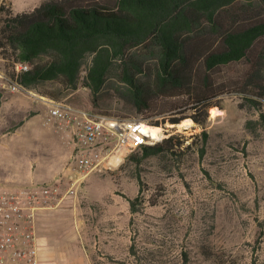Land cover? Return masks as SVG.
Instances as JSON below:
<instances>
[{
    "label": "rangeland",
    "instance_id": "rangeland-1",
    "mask_svg": "<svg viewBox=\"0 0 264 264\" xmlns=\"http://www.w3.org/2000/svg\"><path fill=\"white\" fill-rule=\"evenodd\" d=\"M41 2L0 0V5L19 14ZM6 53L0 49V56L12 61L11 51ZM89 61L73 91H64L59 82L29 88L87 106ZM251 73L242 61L208 77V95L215 98L202 126L191 119L195 102L187 95L155 98V116L145 121H157L156 127L177 138L176 155L131 153L140 164L127 158L116 170L93 173L75 200L39 213L40 264H264V123L259 117L264 99L260 110L247 100L253 96L246 85ZM260 77L264 81V62ZM116 86L107 82L99 100L114 114L141 119L123 109ZM48 92L62 95L54 99ZM44 115V107L25 96L0 99V185L35 186L66 176L71 147L63 133L42 124ZM172 117L193 125L178 128L168 122Z\"/></svg>",
    "mask_w": 264,
    "mask_h": 264
},
{
    "label": "trees",
    "instance_id": "trees-1",
    "mask_svg": "<svg viewBox=\"0 0 264 264\" xmlns=\"http://www.w3.org/2000/svg\"><path fill=\"white\" fill-rule=\"evenodd\" d=\"M0 49L5 55L10 50L13 61L30 65L22 75L24 86L59 82L66 92L76 89L90 59L84 83L88 105L70 103L118 118L130 119L99 100L109 81L117 85L123 109L141 115L142 121L155 116V98L183 93L195 102L192 121L202 126L215 98L208 95V77L242 61L252 72L246 85L253 96L247 100L260 110L259 99H264V0H42L19 14L0 5ZM46 94L59 99L62 92ZM168 122L176 126L180 119ZM179 145L170 135L135 152L143 158L176 155ZM135 156L128 159L140 164ZM128 202L133 207L136 199Z\"/></svg>",
    "mask_w": 264,
    "mask_h": 264
},
{
    "label": "built area",
    "instance_id": "built-area-1",
    "mask_svg": "<svg viewBox=\"0 0 264 264\" xmlns=\"http://www.w3.org/2000/svg\"><path fill=\"white\" fill-rule=\"evenodd\" d=\"M29 70L28 63L0 56V95H22L41 104L45 109L42 124L65 135L71 162L65 177L47 184L0 185V264H40L39 213L75 200L89 175L116 170L131 153L169 136L163 128L154 134L155 125L140 119L94 113L66 100L39 95L22 83V75Z\"/></svg>",
    "mask_w": 264,
    "mask_h": 264
},
{
    "label": "bare ground",
    "instance_id": "bare-ground-1",
    "mask_svg": "<svg viewBox=\"0 0 264 264\" xmlns=\"http://www.w3.org/2000/svg\"><path fill=\"white\" fill-rule=\"evenodd\" d=\"M212 114L213 115H216V112L215 111H213L212 110ZM193 124L189 121V120H185V121H183V122H181L180 124H178V125H176L178 128H181V127H190V126H192ZM167 128H172V126L171 125H167L166 126ZM152 132L154 133V134H157V133H160V132H162L163 131V129L161 128V127H153L152 129Z\"/></svg>",
    "mask_w": 264,
    "mask_h": 264
}]
</instances>
